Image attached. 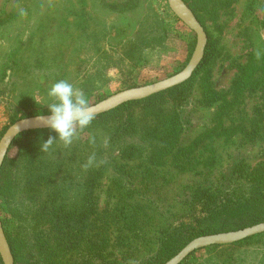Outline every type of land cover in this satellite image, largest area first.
I'll list each match as a JSON object with an SVG mask.
<instances>
[{
    "label": "rangeland",
    "instance_id": "obj_1",
    "mask_svg": "<svg viewBox=\"0 0 264 264\" xmlns=\"http://www.w3.org/2000/svg\"><path fill=\"white\" fill-rule=\"evenodd\" d=\"M189 3L205 25L216 55L194 88L181 91V101L165 106L188 121L182 146L200 143L208 128L218 129L205 138L208 146L200 145L190 156L196 158L195 169L179 168L178 159L168 157L167 163L153 167L151 176H143L141 162L156 143L143 140L149 119L142 105L131 114L93 120L70 146L57 140L48 152H41L40 145L56 133L16 138L0 171V222L20 264L55 261L49 245L36 248L34 234L42 212L68 211L70 225H76L93 205L97 214L112 212L120 203L128 206L130 191L121 195L126 183L137 185L139 190L132 193L140 191L133 201L149 208L152 244L131 243L137 251L125 255L131 249L119 248L115 240L108 252L111 261L142 264L156 256L163 231L177 226L181 201L189 200L192 191L203 187L207 191L198 196L221 192L223 198L232 197L237 187L241 192L250 187L246 175L264 167V0ZM196 45V34L173 13L168 0H0V140L13 121L49 110L48 92L60 80L83 90L91 106L178 74ZM209 89L229 102L222 114L218 115L219 101L204 102ZM124 121L129 133L119 139ZM126 146L129 150L122 151ZM211 146L214 151L206 153ZM93 154L95 160L85 167ZM202 158L209 162L202 164ZM241 163L239 178L234 171ZM260 215H232L224 223L240 228L264 222V211ZM191 255L187 264H264V235ZM95 259L85 251L82 260Z\"/></svg>",
    "mask_w": 264,
    "mask_h": 264
},
{
    "label": "trees",
    "instance_id": "obj_2",
    "mask_svg": "<svg viewBox=\"0 0 264 264\" xmlns=\"http://www.w3.org/2000/svg\"><path fill=\"white\" fill-rule=\"evenodd\" d=\"M184 2L190 7L198 19L189 0H184ZM202 26L208 36L205 25L202 24ZM193 36L195 37L194 34ZM215 55L216 51L213 49V45L208 36L204 57L189 81L148 99L124 104L109 113L95 117V119H101L107 116H119L121 113L131 114V110L137 105H142L148 110L147 118L149 120L145 125L144 135L142 137L143 140H153L156 144L148 149L149 152L143 157L141 162V164L144 165V171L142 170V172L145 173L143 175L144 177L152 175L155 171L153 168L154 166H158L164 161L167 163L170 160L168 157L177 158L178 160L175 165L179 168L194 170L196 163L193 166V162H195L194 160L196 158H190V156L193 157L194 152L198 151L197 148L200 145V149L203 148V145L208 146L204 143L206 140L205 138L211 133L214 134L218 131L217 128H208L203 132L201 137L204 139H201L200 143H195L194 141L189 145L182 146V135L189 130L187 125L188 121H184L181 112L177 109L165 106V103L174 101V99L181 101V91H187L194 88L195 80H197L201 71L207 70V66L213 60ZM206 82L207 79L206 81L204 79L203 84L209 86ZM234 100L236 101L235 97ZM218 101L219 104L217 107L219 115L226 110L229 102L225 100L223 95L215 93L213 90L209 89L205 94L204 102L210 105ZM38 115H50V112L49 110L37 111L26 114L22 118L35 117ZM16 121L17 120L13 121L12 124ZM121 127L125 129L119 136H117L119 139H123L129 133L128 131L130 129L129 123H126V121L121 123ZM53 133L55 132L51 129L28 131L19 135L16 141L25 135L46 137ZM129 147L130 146L124 147L122 151L129 150ZM210 151H214L212 146L206 151V153ZM195 157L197 156L195 155ZM208 162L209 158H202V164L206 165ZM139 165L140 163L137 166ZM240 166H243L242 163L238 165V168L234 171V175L239 173V178L242 175L239 172ZM259 166L260 168L253 170L251 175H246L250 187L243 190V192L237 187L235 189V196L223 198L221 197V192L204 193L198 196L199 193L207 191V188L204 190L203 187L201 190L192 191V194L188 198L189 200L181 201L183 213L177 226H170L163 231L160 248L156 256L148 258L146 261L142 262V264H165L171 258L176 256L189 242L198 237L214 233L241 230L245 227L260 223L261 221L252 224H245L240 228H229L226 227V223H224V220L232 215L244 216L248 219H258L261 216L260 214L264 211V167H262V164ZM136 188V184L128 185V183L121 187V195L127 193L128 190L132 196L129 200L128 206L121 205L120 203L112 212H98L97 214L95 206L93 205L90 207V210L93 211L84 212L82 216L78 217L76 225H70V214L68 211H61V209L60 211H57V213L53 212L51 214L47 213V211L45 213L42 212L39 216L40 220L38 223V229L35 230L34 234L36 248L37 246L41 247L44 244L49 245V249L52 251L55 260L52 261V264H121L111 261L109 257L110 253L108 251L111 249L112 245H114L115 240H117L116 246L119 248L131 249V252H125V255H134L137 251V248H131L134 242H140L145 246L152 244V239L149 235L152 217L149 213L148 207L141 206L133 201V198L140 192L132 193L131 190L137 192L138 188ZM231 194L233 195L234 193ZM199 208L202 210L203 216L198 215L200 212ZM95 212L97 214L96 217L93 216ZM217 222L221 223L218 224ZM48 225H50L49 232L47 231ZM88 230H90V232H87ZM263 235L264 233L231 245L246 243ZM7 239L10 244L8 237ZM85 251L87 253L91 251L96 256L95 260L97 261L88 262L82 260ZM12 253L15 264H20L18 260L19 258L13 250ZM190 256L181 264H187ZM0 262L2 264L1 258Z\"/></svg>",
    "mask_w": 264,
    "mask_h": 264
},
{
    "label": "water",
    "instance_id": "obj_3",
    "mask_svg": "<svg viewBox=\"0 0 264 264\" xmlns=\"http://www.w3.org/2000/svg\"><path fill=\"white\" fill-rule=\"evenodd\" d=\"M173 13L188 26L197 36V45L187 66L178 74L162 81L146 86L135 87L118 92L94 105H91L95 117L109 113L124 104L148 99L189 81L193 73L200 65L208 42V36L200 21L184 0H168ZM47 117L49 115H40ZM50 129L41 120L35 117L21 119L15 122L0 140V171L3 167L9 149L15 139L22 133L33 130ZM264 222L237 231L223 232L213 235L198 237L188 243L176 256L165 264H181L193 252L211 246L231 245L247 238L263 234ZM0 256L4 264H15L10 244L6 237L4 228L0 222Z\"/></svg>",
    "mask_w": 264,
    "mask_h": 264
},
{
    "label": "clouds",
    "instance_id": "obj_4",
    "mask_svg": "<svg viewBox=\"0 0 264 264\" xmlns=\"http://www.w3.org/2000/svg\"><path fill=\"white\" fill-rule=\"evenodd\" d=\"M48 97L52 101L46 106L50 115L47 117L38 115L37 119L55 132L58 138L49 136L47 141L40 145L41 152H48L57 140L65 147L70 146L80 137V133L92 124L96 115L83 90L65 80L54 83ZM92 142L94 143V140ZM94 160L93 154L85 167L90 166Z\"/></svg>",
    "mask_w": 264,
    "mask_h": 264
}]
</instances>
